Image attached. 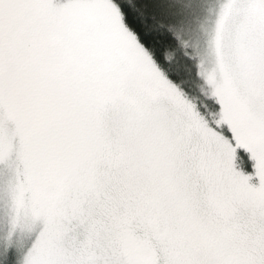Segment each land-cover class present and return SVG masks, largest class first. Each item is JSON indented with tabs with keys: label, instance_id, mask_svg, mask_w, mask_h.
Wrapping results in <instances>:
<instances>
[{
	"label": "snow or ice",
	"instance_id": "snow-or-ice-1",
	"mask_svg": "<svg viewBox=\"0 0 264 264\" xmlns=\"http://www.w3.org/2000/svg\"><path fill=\"white\" fill-rule=\"evenodd\" d=\"M214 3L205 107L164 55L184 0H0V103L70 93L46 264H264V0Z\"/></svg>",
	"mask_w": 264,
	"mask_h": 264
},
{
	"label": "trees",
	"instance_id": "trees-1",
	"mask_svg": "<svg viewBox=\"0 0 264 264\" xmlns=\"http://www.w3.org/2000/svg\"><path fill=\"white\" fill-rule=\"evenodd\" d=\"M214 0H204L200 5H195L194 0H184V7L192 12L190 19L179 30L181 46L166 49L164 55L170 61L171 66L182 74L180 83L189 89L191 102L204 104L209 98V89L198 77H203L215 67V49L213 12L215 9ZM199 64L198 74L193 73V67ZM3 99L7 104L8 112L15 121L20 136L25 139L22 154L24 163H30L32 153L39 144L43 148V158L36 162L32 174L39 176L38 182H34L31 191L27 192L29 183L24 187L21 176L9 178L5 188L6 197L3 205L0 204V211L6 209L5 216H0V231L4 230L5 235L10 238L12 230L19 227L22 220L18 212V203L26 200L25 207L28 210L32 202H38L35 195L42 189L47 196L52 191L55 182L63 175L64 157L57 143H49V129L54 121L50 107L48 112L42 111L46 99L40 86L16 87L14 84L5 91ZM54 145V146H53ZM14 153L9 157L8 163H13ZM41 167V168H40ZM24 170V168H23ZM20 177V178H19ZM31 182V181H30ZM40 200H43L40 197ZM19 216V217H18ZM16 226H12V224ZM20 228V227H19ZM35 234V232H34ZM1 238V235H0ZM31 237L26 241H30ZM7 239H0V264H18L22 246L16 247Z\"/></svg>",
	"mask_w": 264,
	"mask_h": 264
},
{
	"label": "rangeland",
	"instance_id": "rangeland-1",
	"mask_svg": "<svg viewBox=\"0 0 264 264\" xmlns=\"http://www.w3.org/2000/svg\"><path fill=\"white\" fill-rule=\"evenodd\" d=\"M40 88L43 92L44 98L46 99L45 105L42 106L41 110L47 113L48 108L50 107V111H52L51 113L54 121L52 122L48 132L50 139L49 143L52 141L54 144L57 143L54 137V129L59 124L60 110L70 93L67 88L62 86H40ZM201 106L205 105L201 104ZM0 108H2V115H0V204L3 205L4 198L8 192L6 193L5 188L2 185L6 186L5 183H7L9 178L21 176L20 171L23 172L21 177L23 186L25 187L29 183V187H26L28 189L27 192H33L30 187L34 185V182H38L39 176L32 173L35 170L34 165L36 162L43 158V148L39 144L38 149L32 153L30 163L26 162V164H23L24 155L22 154V151L23 146L25 145V139L20 136L16 123L12 120L4 99L2 100V103H0ZM13 153V163H8L7 161H9V157L13 155ZM65 179L66 178L63 174L60 179L54 183L55 186L52 191H49L48 196L42 189H40L38 191L39 198H37L38 194L35 195V199L38 202H32L30 207H28V210L25 207L26 200L18 203L17 213H19L22 221L19 222V225H17L20 228L16 227V229L12 230L10 238L5 235L7 227L0 231V239L5 238L7 239L6 241L9 243L12 242L13 245L19 248L22 246L18 264H32L33 261L34 264H46V262L51 258L49 253L44 250L34 251L39 248L38 241L40 240V234L43 229V221L37 216L36 209L47 208L55 203L59 190L65 183ZM40 197H42L43 200H40ZM5 214L6 209L0 211V216H5ZM12 226H16V224L13 223ZM30 237L31 239L27 243L26 240Z\"/></svg>",
	"mask_w": 264,
	"mask_h": 264
}]
</instances>
